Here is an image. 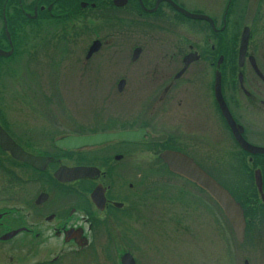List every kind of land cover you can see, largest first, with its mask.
Wrapping results in <instances>:
<instances>
[{"label": "flooded vegetation", "instance_id": "flooded-vegetation-1", "mask_svg": "<svg viewBox=\"0 0 264 264\" xmlns=\"http://www.w3.org/2000/svg\"><path fill=\"white\" fill-rule=\"evenodd\" d=\"M183 10L205 15L212 23L190 18ZM242 14L249 16L248 22L242 27L237 24L231 45L223 47L226 45L222 43V36L226 34L228 22L241 20ZM111 16L123 26L134 20L142 37L149 29L154 35L152 42H158L154 45L165 48L163 58L166 60H155L150 64L153 75L145 82L134 77L120 78L116 82V90L122 96L140 95L145 88L152 104L141 109L138 116L125 124L127 127L116 129L107 126L98 131L59 136L52 144L62 154L38 153L48 160L41 171L20 163L31 170L30 179L37 186L39 180H45L57 189V193L52 194L46 185H40L34 195L27 194L18 222H15L17 212L9 209L0 211V247L4 248L6 244L11 254L21 252L24 264H61L63 258L76 256L89 247L100 229L122 227L129 214L137 217L138 201L132 190L140 175V160H160L163 165L159 155L165 150L183 153L192 160H208L203 153L193 154L187 149L194 148L195 152L203 149L207 136L206 130L197 129L200 125L212 128V133L222 128L225 137L220 139L230 141L238 152L232 156L234 160H240L243 155L241 160L255 164L252 185L246 191L236 184L233 186L232 182L228 187L217 176L215 179L243 209L244 236L248 223L262 224L263 216L261 221L257 218L259 212L264 214V154H249L238 144L222 115L215 91L219 90L222 103L241 137L249 144L264 147V0H217L216 4L208 5L201 0H0V50L7 54L0 55V64L16 52L17 36L10 28L16 33L19 30L26 33L29 23L36 24L43 32L56 28L60 31L58 35L69 37L70 42L90 35L84 56L85 61H89L108 44L107 35L101 34L102 29L80 30L79 24L81 27L85 19V26L87 23L91 26ZM161 22H166V25ZM61 24L73 29L69 32L58 29ZM244 28L248 30L247 45L240 56ZM140 42L131 51L130 62L135 65L140 62L138 60L145 47L141 37ZM91 47L96 49L88 55ZM136 48L140 51L132 60ZM135 69L138 70V66L132 71ZM120 81H123L121 86ZM100 83L104 84V80ZM212 115L218 117L215 131L210 124ZM140 130L142 134L136 140L115 139L76 149L55 146L56 140L69 135ZM194 131L201 136H190ZM151 138L158 140L150 141ZM22 148L37 155L26 147ZM230 155L224 158L231 160ZM76 167H89L91 171L86 176L65 182L54 178V173L60 168ZM255 170L260 171V190L255 183ZM130 175L134 179L126 183V177ZM5 223L8 228L2 227ZM227 223L234 235L228 220ZM46 251L52 252L46 257ZM218 260L216 264L222 261L234 264L233 259L226 261L220 257ZM248 260L244 259L242 264H249Z\"/></svg>", "mask_w": 264, "mask_h": 264}, {"label": "rangeland", "instance_id": "rangeland-1", "mask_svg": "<svg viewBox=\"0 0 264 264\" xmlns=\"http://www.w3.org/2000/svg\"><path fill=\"white\" fill-rule=\"evenodd\" d=\"M201 1L207 5L217 2ZM241 16V20L228 22L222 36L226 45L223 47L231 45L237 24L242 27L248 22V15ZM82 22L80 30L102 29L101 34L108 39L103 50L89 61L84 56L90 35L70 42L69 37L58 35L60 31L56 28L43 32L34 23H29L26 33L21 30L16 33L10 28L17 36L16 52L0 64V125L16 143L37 155H61L52 144L61 135L88 133L107 126L127 127L125 124L138 116L141 109L152 104L145 88L140 95L122 96L116 90V82L131 77L145 82L153 75L150 64L166 60L165 48L152 42L153 32L148 29L142 37L134 20L123 26L113 16L91 26L88 23L85 26V19ZM161 24L165 26L166 22ZM57 28L68 32L73 29H67V24ZM140 37L145 47L135 65L130 62L131 51L141 44ZM135 66L139 69L133 72ZM211 118L215 131L218 117ZM197 129L206 130L204 147L199 152L187 149L193 154L203 153L208 159L195 160L199 166L228 187L232 182L243 191L251 188L256 166L241 160V154L237 156L240 160H234L232 156L238 155L237 150L227 139H220L225 137V131L221 128L212 133L207 125ZM190 136L201 135L194 131ZM228 154L231 160L224 158ZM12 160L8 153L0 152V211L17 212L15 222H18L27 194L34 195L40 185H46L52 194L57 189L45 180H39L37 186L30 179L31 170ZM140 168L132 190L138 201L137 217L129 214L122 227L100 229L89 247L76 256L63 258L61 264H120V256L125 252L131 254L135 264H216L220 257L226 261L233 259L234 264H242L244 259H249V264H264V214L258 213L257 220L261 221L263 216L262 224H247L244 240L239 243L222 210L204 190L169 173L160 160H140ZM133 179V175L127 176L126 183ZM2 227L9 225L5 223ZM6 248V244L0 247V264L25 263L21 252L11 254ZM51 252L46 251V257Z\"/></svg>", "mask_w": 264, "mask_h": 264}, {"label": "water", "instance_id": "water-1", "mask_svg": "<svg viewBox=\"0 0 264 264\" xmlns=\"http://www.w3.org/2000/svg\"><path fill=\"white\" fill-rule=\"evenodd\" d=\"M183 13L190 18L194 19H205L211 21L207 16L192 14L183 10ZM212 23V21H211ZM248 30L244 28L240 40V56L243 55L247 45ZM96 48L91 47L88 55ZM139 48L134 49L132 60H135L139 54ZM0 55H7L0 50ZM123 84V81L119 82V86ZM216 100L219 103L223 117L227 124L230 126L236 141L238 144L250 154H264V147L254 146L247 143L240 135V132L235 130L236 124L232 117L229 115L226 107L222 103L220 92L216 89ZM142 134L140 131H117L107 133H97L90 135L74 136L69 135L55 141V146L59 148L76 149L85 146H91L100 142L110 140H136ZM158 140V138H151L150 141ZM0 149L10 153V155L24 162L27 165L32 166L37 170H42L47 163V159L42 156H35L29 154L23 150L18 144H16L10 136L0 126ZM162 162L167 166V169L180 177L187 179L188 181L196 184L201 189L205 190L212 199L219 205L225 217L227 218L232 230L236 236L237 241L242 242L244 229H245V218L243 209L237 203L226 189H224L217 181H215L210 175H208L202 168H200L194 160L187 155L171 150H165L160 153ZM91 168L89 167H76L72 169L60 168L54 173V178L59 182H65L78 177L86 176L90 173ZM255 183L260 190L261 179L260 171L255 170ZM42 198L44 197L41 195ZM11 234L5 236L9 237ZM121 264H134L133 258L129 253H124L121 256Z\"/></svg>", "mask_w": 264, "mask_h": 264}, {"label": "trees", "instance_id": "trees-1", "mask_svg": "<svg viewBox=\"0 0 264 264\" xmlns=\"http://www.w3.org/2000/svg\"><path fill=\"white\" fill-rule=\"evenodd\" d=\"M0 152H2L1 150H0ZM13 161V160H12ZM14 162L16 163V161L14 160ZM13 164V163H12Z\"/></svg>", "mask_w": 264, "mask_h": 264}]
</instances>
